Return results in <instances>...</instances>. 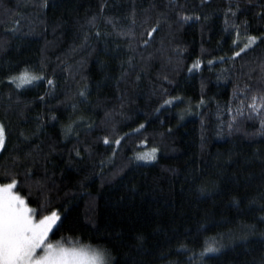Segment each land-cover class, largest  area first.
<instances>
[{
  "label": "trees",
  "instance_id": "obj_1",
  "mask_svg": "<svg viewBox=\"0 0 264 264\" xmlns=\"http://www.w3.org/2000/svg\"><path fill=\"white\" fill-rule=\"evenodd\" d=\"M261 2L178 0L193 19L177 23L168 0H0V171L22 181L13 157L33 152L18 190L30 207L43 203L37 182L49 190L64 221L53 241L108 248L120 264H264V112L247 108L264 96ZM160 13L168 22L143 47ZM248 36L257 42L233 60ZM25 69L44 79L7 84ZM207 246L219 251L202 256Z\"/></svg>",
  "mask_w": 264,
  "mask_h": 264
},
{
  "label": "snow or ice",
  "instance_id": "obj_2",
  "mask_svg": "<svg viewBox=\"0 0 264 264\" xmlns=\"http://www.w3.org/2000/svg\"><path fill=\"white\" fill-rule=\"evenodd\" d=\"M207 3H209V0H202V4ZM44 6L46 7V5ZM105 6H101V12H103ZM167 7L169 11L176 12V15L179 17L177 23L193 19L192 16L184 15L180 11L182 5L178 3V0H168ZM260 7L264 8V0H262ZM238 11L239 5L236 6L235 11H233L232 5H229L228 12L231 16L235 17ZM259 15L264 18V11H261ZM132 16V23L135 24V12L132 13ZM194 18L196 20L201 19L200 16ZM94 20L95 17L93 18ZM107 22L113 26L114 30L116 29V23L112 18H108ZM167 22V13H160L155 25L144 30L141 36L142 46L149 47L154 40V34H158L161 23ZM14 23L16 27L19 26V21H15ZM225 23L228 24L227 19ZM16 27L8 30L14 32ZM117 34L120 36L132 35L131 32L122 31H118ZM96 35L99 36L100 33L97 32ZM257 39L255 36H248L247 43L239 51L235 52L232 59L240 57L243 52L257 42ZM209 63L211 64L213 61H209ZM129 64H131V60H129ZM198 67L199 61L193 65V68ZM43 79L42 75L30 73L25 69L18 75L9 76L7 84L14 86L16 90H20L27 85H32L35 81ZM47 84L54 87V81L51 79L47 80ZM77 94L85 101L87 100L86 90L78 91ZM39 99L43 101L45 97L41 96ZM165 103L170 105L172 101H165ZM73 107L75 108V105ZM247 108L251 109V113L257 115L264 112V96L257 97L253 95L251 103L247 104ZM238 112L241 115L243 114L242 109L238 110ZM52 119L55 120L56 117L53 116ZM89 127H92V125L89 124ZM140 127L143 128L144 125ZM231 127L232 124H229L230 129ZM260 127L261 134H264V121H261ZM63 131L65 138H67L73 132V125L69 124ZM35 135L36 132H32L31 134L24 131L19 132V137L24 143H30ZM103 143L107 145L110 143V140L104 137ZM114 143L118 146L120 140L117 139ZM8 149L9 130L3 122H0V153H5ZM74 151L76 156L80 157V151L78 149H74ZM155 151L153 149L151 153H144L137 156L136 159L145 162L154 160ZM13 159L15 162L23 165L24 179L22 181L18 179L19 172L9 173L7 170L0 171V176L5 177V180L0 181V264H120L113 250L99 245L83 244L79 239L72 240L64 236L53 242V239L50 237H54L61 231L64 221L61 219L58 211L48 210L50 204L48 198L49 190L44 184L37 182V187L41 190V196L43 197V203L39 204L38 207H30L29 200L24 195H21L18 190V185L21 187L26 186L31 180L33 175L32 166L37 163L36 157L32 151H27L24 153L23 159H21L19 154L14 155ZM29 161H31V164H29ZM29 195H31V191ZM138 239L140 238L138 237ZM218 251L219 248L216 246H207L201 255L216 253Z\"/></svg>",
  "mask_w": 264,
  "mask_h": 264
},
{
  "label": "rangeland",
  "instance_id": "obj_3",
  "mask_svg": "<svg viewBox=\"0 0 264 264\" xmlns=\"http://www.w3.org/2000/svg\"><path fill=\"white\" fill-rule=\"evenodd\" d=\"M241 45H242L241 47H243V46H244V43L242 42ZM148 153H151V152H148ZM141 155H142V154H141ZM50 238H51V237H50ZM53 242H55V241H53Z\"/></svg>",
  "mask_w": 264,
  "mask_h": 264
}]
</instances>
